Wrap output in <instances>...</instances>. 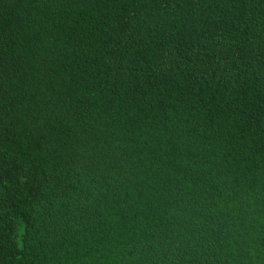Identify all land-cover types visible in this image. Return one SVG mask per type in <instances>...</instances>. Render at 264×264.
I'll return each mask as SVG.
<instances>
[{
  "label": "trees",
  "instance_id": "trees-1",
  "mask_svg": "<svg viewBox=\"0 0 264 264\" xmlns=\"http://www.w3.org/2000/svg\"><path fill=\"white\" fill-rule=\"evenodd\" d=\"M0 264H264V0H0Z\"/></svg>",
  "mask_w": 264,
  "mask_h": 264
}]
</instances>
